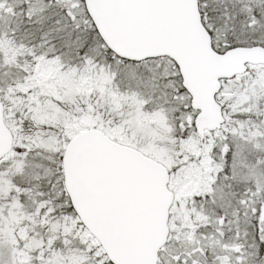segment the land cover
Returning <instances> with one entry per match:
<instances>
[{"label": "snow or ice", "instance_id": "snow-or-ice-1", "mask_svg": "<svg viewBox=\"0 0 264 264\" xmlns=\"http://www.w3.org/2000/svg\"><path fill=\"white\" fill-rule=\"evenodd\" d=\"M0 264H264V0H0Z\"/></svg>", "mask_w": 264, "mask_h": 264}]
</instances>
